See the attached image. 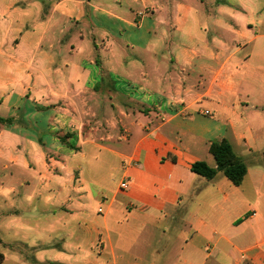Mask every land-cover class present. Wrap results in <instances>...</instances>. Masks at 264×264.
Returning a JSON list of instances; mask_svg holds the SVG:
<instances>
[{"label":"crops","instance_id":"0c3cea01","mask_svg":"<svg viewBox=\"0 0 264 264\" xmlns=\"http://www.w3.org/2000/svg\"><path fill=\"white\" fill-rule=\"evenodd\" d=\"M0 163L3 264H264V0H0Z\"/></svg>","mask_w":264,"mask_h":264},{"label":"trees","instance_id":"16d2710c","mask_svg":"<svg viewBox=\"0 0 264 264\" xmlns=\"http://www.w3.org/2000/svg\"><path fill=\"white\" fill-rule=\"evenodd\" d=\"M209 152L214 157L216 166L211 167L205 161H197L193 163L192 171L207 180H213L218 173H222L233 185L240 186L246 176L247 166L235 153L232 144L225 138L212 141ZM3 262L4 255L0 252V264Z\"/></svg>","mask_w":264,"mask_h":264},{"label":"rangeland","instance_id":"374dc122","mask_svg":"<svg viewBox=\"0 0 264 264\" xmlns=\"http://www.w3.org/2000/svg\"><path fill=\"white\" fill-rule=\"evenodd\" d=\"M101 161L102 162H105V163H109L110 162V159L108 158L107 155L104 154L101 157ZM105 169H107V167H105ZM1 170H2V165L0 163V172H1ZM3 175H4V173H3ZM106 187H107V185H104V188H106ZM92 208L94 210V208H97V206L96 205H93ZM101 208L103 209L102 206H101ZM102 209H101V212L103 211ZM97 214L98 213H96V210H94V215H97ZM15 230H17V227H15ZM161 231L163 232V235L161 237H158V234H160L158 232L152 233L151 240L153 242H156L157 243V247H159L162 250V247L167 244L166 243V240H167L168 235L171 236V232H170V230L167 231V229L165 227H162V230ZM11 234L12 233L6 232V230L4 228H2V225H0V239H1L0 240V252H2L3 254H5L7 257L8 256H11V255H15L14 253H12V251H11L10 248L4 246V244H3V243H6V242H9V240H11V237H10ZM58 240L59 239H57L56 242H59ZM177 248L178 247L174 246V248H172V250L175 252V250H177ZM24 254H26V252ZM4 264H12V262H10L9 260H7Z\"/></svg>","mask_w":264,"mask_h":264},{"label":"built area","instance_id":"2783aa9c","mask_svg":"<svg viewBox=\"0 0 264 264\" xmlns=\"http://www.w3.org/2000/svg\"><path fill=\"white\" fill-rule=\"evenodd\" d=\"M205 113H206V114H210L209 111H206ZM122 188L126 190V189L129 188V186H128L127 184H122ZM100 211H101V210H100Z\"/></svg>","mask_w":264,"mask_h":264}]
</instances>
